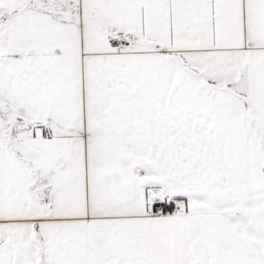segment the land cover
<instances>
[{
    "label": "snow or ice",
    "instance_id": "snow-or-ice-1",
    "mask_svg": "<svg viewBox=\"0 0 264 264\" xmlns=\"http://www.w3.org/2000/svg\"><path fill=\"white\" fill-rule=\"evenodd\" d=\"M0 264H264V0H0Z\"/></svg>",
    "mask_w": 264,
    "mask_h": 264
}]
</instances>
